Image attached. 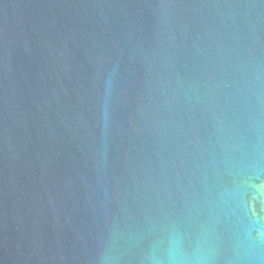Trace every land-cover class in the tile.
I'll use <instances>...</instances> for the list:
<instances>
[{
	"label": "water",
	"instance_id": "1",
	"mask_svg": "<svg viewBox=\"0 0 264 264\" xmlns=\"http://www.w3.org/2000/svg\"><path fill=\"white\" fill-rule=\"evenodd\" d=\"M0 264H264V0H0Z\"/></svg>",
	"mask_w": 264,
	"mask_h": 264
}]
</instances>
